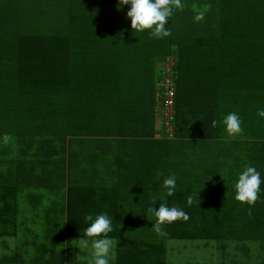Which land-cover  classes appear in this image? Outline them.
Segmentation results:
<instances>
[{
  "label": "trees",
  "instance_id": "16d2710c",
  "mask_svg": "<svg viewBox=\"0 0 264 264\" xmlns=\"http://www.w3.org/2000/svg\"><path fill=\"white\" fill-rule=\"evenodd\" d=\"M182 2L158 39L134 32L119 0H0V264H87L72 241L101 213L110 264H171L173 243L205 248L178 264H264V183L254 206L235 199L245 164L264 181V0ZM194 4L211 5L199 22ZM167 56L172 138L155 126ZM161 203L189 216L167 236L147 213Z\"/></svg>",
  "mask_w": 264,
  "mask_h": 264
},
{
  "label": "clouds",
  "instance_id": "9594fccd",
  "mask_svg": "<svg viewBox=\"0 0 264 264\" xmlns=\"http://www.w3.org/2000/svg\"><path fill=\"white\" fill-rule=\"evenodd\" d=\"M130 5V10L127 12V18L131 20V28L134 32L150 31L151 36L158 39H163L171 35V32L166 28L169 18L173 15L174 9L183 10L185 4L182 0H119V6L123 7ZM211 8L210 4H205L198 8L195 4L192 5L193 11L196 13L194 20L199 22L204 19L205 13ZM257 115L264 117V109H260ZM220 121L213 120L212 127H216ZM227 135L236 137L242 134L241 119L236 113L227 114L222 121ZM12 137L5 134L3 141L7 144ZM157 175H161L158 173ZM264 181L261 180V175L257 169L249 164L244 165V170L239 174L238 180L235 183V199L241 203L255 205L260 198V188ZM163 186L167 190V196H173L176 188V179L171 175L164 179ZM197 202L195 194L187 197V204L191 206ZM155 204V202H154ZM147 213L155 217V223L152 230L158 236H167L162 225L171 224L177 220L187 221L188 214L181 208L172 206L167 203H161L159 209L149 207ZM251 215V210H249ZM85 220L90 222L84 230V237L78 240H73L72 244L81 250L89 249L90 258L87 264H110L114 259L113 249L116 242L108 237L112 232V220L107 213H101L95 217L92 214H86ZM78 257V256H77Z\"/></svg>",
  "mask_w": 264,
  "mask_h": 264
},
{
  "label": "built area",
  "instance_id": "2783aa9c",
  "mask_svg": "<svg viewBox=\"0 0 264 264\" xmlns=\"http://www.w3.org/2000/svg\"><path fill=\"white\" fill-rule=\"evenodd\" d=\"M175 60L172 56L158 60L160 81L155 94V117L158 122V135L173 137L175 105ZM20 264V263H11Z\"/></svg>",
  "mask_w": 264,
  "mask_h": 264
},
{
  "label": "rangeland",
  "instance_id": "374dc122",
  "mask_svg": "<svg viewBox=\"0 0 264 264\" xmlns=\"http://www.w3.org/2000/svg\"><path fill=\"white\" fill-rule=\"evenodd\" d=\"M171 246V264H178L180 262L182 263L184 259H186L185 257L189 254L202 256V254L205 252V248H203L201 244L196 243H173ZM183 254L185 257L182 256ZM197 260L198 259H196V261Z\"/></svg>",
  "mask_w": 264,
  "mask_h": 264
},
{
  "label": "crops",
  "instance_id": "0c3cea01",
  "mask_svg": "<svg viewBox=\"0 0 264 264\" xmlns=\"http://www.w3.org/2000/svg\"><path fill=\"white\" fill-rule=\"evenodd\" d=\"M173 55H175V54L173 53ZM157 63H158V61H157ZM155 126H156V132H157L158 131V122H157L156 118H155Z\"/></svg>",
  "mask_w": 264,
  "mask_h": 264
}]
</instances>
